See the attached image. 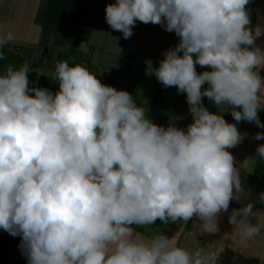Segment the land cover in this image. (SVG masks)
<instances>
[{
  "label": "clouds",
  "instance_id": "obj_1",
  "mask_svg": "<svg viewBox=\"0 0 264 264\" xmlns=\"http://www.w3.org/2000/svg\"><path fill=\"white\" fill-rule=\"evenodd\" d=\"M249 3L115 0L106 5V22L125 39L137 21L161 25L180 38L159 67L147 71L164 87L186 93L193 118L186 129L153 123L130 93L102 84L79 63H56L55 93L29 87L28 62L18 69L8 65L0 74V229L21 237L28 264H216L215 252H189L176 236L157 232L148 238L131 226L196 217L202 233H214L221 212L244 195L226 150L244 136L204 107L202 98L221 111L230 107L237 122L264 128L258 116L264 107L259 74L264 51L255 44L264 28L249 27ZM14 40L13 32L0 31V59ZM79 50L89 53L85 41ZM197 64L211 71L198 74ZM255 139H264V133ZM256 153L264 159V144ZM253 215L248 203L229 216L242 239L264 230V224L249 222Z\"/></svg>",
  "mask_w": 264,
  "mask_h": 264
},
{
  "label": "rangeland",
  "instance_id": "obj_2",
  "mask_svg": "<svg viewBox=\"0 0 264 264\" xmlns=\"http://www.w3.org/2000/svg\"><path fill=\"white\" fill-rule=\"evenodd\" d=\"M73 1L78 2V4L75 3L76 5L84 3L87 7L93 8L99 13L95 18L91 34L87 40L89 53L83 55L82 65L88 66L89 69L90 62L93 65L99 62L101 64L99 67L100 74L104 71L108 75L109 73H116L120 64V54L122 56L125 51H130L136 55V59L131 66H128V77L121 78L119 76L120 78L117 77L114 84L108 86L127 91L132 95L137 106L144 107L146 111L150 104L155 103V106L157 104L161 109V118L164 120H168L175 112L190 113L186 93H178L177 88L174 86L164 87L154 74H148L147 71L149 68L159 67V62L165 58V53L179 43L180 38L174 32H167L161 25L144 24L137 21L133 27V34L125 39L122 32L114 31L105 19L106 5L114 3L115 0ZM72 5L71 3V7ZM246 8L250 14L251 24L249 27L253 30L258 25L264 28V0H250ZM47 10L56 19L62 9L57 3L55 4L49 0H0V31L14 33L15 40L4 48L19 52L22 58L29 63L31 69L29 73L43 74L54 79L55 64L58 62L57 54L67 51L69 44L55 43L54 38L57 34H55V28L51 26L49 31L50 33L54 31L53 35L43 37L42 22L45 19ZM61 21L64 22V20ZM60 27L66 26L61 25ZM85 28L82 25L81 27L78 26L77 34L83 36ZM56 33L62 32L56 31ZM255 44L264 51V34L256 39ZM29 49H32L31 54H29ZM107 50L111 52H107ZM179 55L182 56V53H179ZM193 58L195 59V54H193ZM114 64H116V67ZM195 67L198 74L211 71L209 66L201 67L197 64ZM259 74L264 78V68L259 69ZM207 87V83L203 85L204 89ZM202 103L210 112L223 115L226 121L232 119L236 127L243 130L240 133L244 136V139L240 145L238 144L237 149L239 154L245 155L250 137L244 132V128L256 125V123L237 122L231 115L230 107H225L221 111V107L215 105L207 97L202 98ZM258 116L260 122L264 124V113H260L259 110ZM167 120L165 122L169 123ZM233 149L234 147L226 150L233 155ZM255 223L257 224V221ZM172 224L174 223L164 224L158 219L154 224L147 226L133 225V228L148 238H151L157 232L169 238L176 236L178 246L189 252L200 249H203L204 252H215L218 255L216 264H264V246L258 251L259 245L255 244L259 237L236 240V238L233 239L235 231L225 227L219 228L213 234L208 233V235L200 236L201 229L195 228V237L183 238V240L178 241L182 229L179 227L170 228ZM191 231L193 230L191 229ZM261 235L264 236V230H262ZM209 264H215V261H210Z\"/></svg>",
  "mask_w": 264,
  "mask_h": 264
},
{
  "label": "crops",
  "instance_id": "obj_3",
  "mask_svg": "<svg viewBox=\"0 0 264 264\" xmlns=\"http://www.w3.org/2000/svg\"><path fill=\"white\" fill-rule=\"evenodd\" d=\"M32 49H29V54H31ZM107 52H111L107 50ZM130 52V51H128ZM133 60L130 63V66L134 63L136 59V55L133 54ZM124 56L120 54V61ZM112 62V61H111ZM100 63L97 62L95 65H93L91 62L89 64L90 68L89 70L94 73L97 78L101 81L104 85H112L114 84L115 79L118 78H126L127 76H121L119 73V69L116 70V73H112L108 75L106 71L104 73H99V67ZM111 65V64H110ZM116 67V64H114ZM120 76V77H119ZM208 107V106H207ZM161 109L157 106H155V103L148 107L146 111V115L152 120L153 123L163 126L167 128L170 124H174L178 128H184L186 129L187 126L191 123H193V118L191 113H185V112H175L172 114L169 119H162L161 115ZM260 113H264V108L260 110ZM169 121V123H166L165 121ZM228 123L234 124L233 120L230 119L227 121ZM238 129V128H237ZM244 132L247 134L248 137H250L249 145L247 146V153L245 155L239 154L237 146L233 149V157H234V166L238 169L240 179L242 186L244 188V195L241 196L239 200L233 199L230 201L229 209L226 212H221V214L218 217L217 220V227L219 228H227L232 229V231H235L233 233V239L241 238L239 232L235 230V226L229 223V216L232 213L233 209H240L244 207L248 203L253 204V213L255 215L249 217V222L251 224L257 223L264 224V201L260 199L261 194H264V159H261L257 153L256 149L261 144H264V139L257 140L255 139V135L257 133H264V128L258 127L257 125L248 126L244 128ZM239 132L243 131L238 129ZM240 145V143H239ZM244 199V200H243ZM202 222L198 220V218L193 217L190 219L187 223H184L183 221H177L174 222V224L170 225V228H180L182 229L178 241H181L184 239H188L190 237H195V228H200V224ZM256 224V223H255ZM131 227H134L133 225ZM191 229L193 231H191ZM144 233V231H143ZM262 233V232H261ZM213 234V233H212ZM202 235H208V233H202L200 232V236ZM205 239V238H204ZM258 244V251L262 249V246H264V236H259L257 238V241H255V244Z\"/></svg>",
  "mask_w": 264,
  "mask_h": 264
},
{
  "label": "trees",
  "instance_id": "obj_4",
  "mask_svg": "<svg viewBox=\"0 0 264 264\" xmlns=\"http://www.w3.org/2000/svg\"><path fill=\"white\" fill-rule=\"evenodd\" d=\"M49 1L55 4L57 3L62 10H60V15L58 14L56 19L49 10L46 11L45 19L42 22L43 37H47L50 34L53 35L54 31L52 30L53 32L50 33L49 27H54L55 34H57L54 38L55 43L69 44V49L67 51L59 52L57 54L58 61L67 60L70 66L76 63L82 64L84 53L79 50V45L84 41L87 43L95 18L99 13L95 9L87 7L84 3L76 5L78 2L73 0ZM71 3L73 4L72 7ZM61 20H64V22ZM61 25H65L66 27L61 28ZM81 25L86 27L83 36H80L79 33L77 34V28L78 26L81 27ZM56 31H61L62 33H56ZM2 51L3 59H0L1 74H3L8 65H12L14 68L18 69L27 62L22 58L19 52H14L6 48H3ZM123 54L124 57L121 59L118 69L120 74L127 76V69H129L128 66H130L134 57L132 53L128 51H125ZM86 67L88 68V66ZM27 75L29 79V87L47 88L53 93L59 90L58 82L49 76L32 73H28ZM29 95L34 96V93H29ZM20 245V236H12L3 229H0V264H28L27 259L22 255Z\"/></svg>",
  "mask_w": 264,
  "mask_h": 264
}]
</instances>
